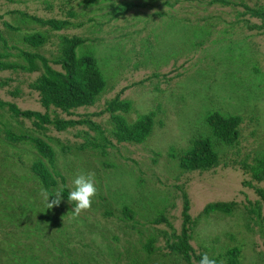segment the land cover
Listing matches in <instances>:
<instances>
[{"label":"rangeland","instance_id":"obj_1","mask_svg":"<svg viewBox=\"0 0 264 264\" xmlns=\"http://www.w3.org/2000/svg\"><path fill=\"white\" fill-rule=\"evenodd\" d=\"M130 1L139 5L117 16ZM229 1L264 7V0ZM15 9L73 24L52 30L10 13ZM244 11L215 0H0V34L11 45L52 60L60 54L62 36L88 38L77 53L95 55L107 81L96 104L77 108L72 116L41 104L31 84L42 70L1 71L0 99L52 117L90 118L112 142L106 151L82 149L103 142L88 125L39 129L0 106V264H186L169 247L172 228L155 221L163 214L180 232L182 191L191 201V243L197 253L230 264L228 251L238 247L237 264H264V199L257 190L264 189V181L254 180L243 167L264 152V32L249 26L263 20ZM33 32L45 34L47 42L40 47L25 42L24 35ZM125 86L121 99L130 108L118 113L129 122L154 114L153 130L141 143L118 142L111 113L101 112ZM215 110L243 117L239 142L229 146L214 138L220 165L184 170L171 153L188 149L193 137L211 136L207 115ZM8 130L51 143L54 165L32 142L8 138ZM40 158L66 177L70 190L78 175L95 174L98 191L90 211L76 216L75 205L62 196L61 182L54 188L61 193L60 204L47 209L40 195L45 188L31 169ZM213 201L237 205L230 213H204ZM256 201L261 217L250 211L259 209Z\"/></svg>","mask_w":264,"mask_h":264},{"label":"trees","instance_id":"obj_2","mask_svg":"<svg viewBox=\"0 0 264 264\" xmlns=\"http://www.w3.org/2000/svg\"><path fill=\"white\" fill-rule=\"evenodd\" d=\"M215 1L224 4L241 5L245 13H249L263 20V23L260 25H249L250 28L263 29L264 32V7H254L246 2L235 3L229 0ZM138 5V3L132 1L125 2L122 9L117 12V16L128 12ZM10 13L30 18L56 31L65 29L73 24L68 18H42L20 9L11 10ZM3 17L4 15L0 14V18ZM4 24L12 30H19V27L12 25L8 21H4ZM0 40L2 42V49L0 50V72L19 69L28 72L42 70L40 76L31 85L39 91L41 95V104L47 110L51 107H55L65 112L68 116H72L74 115L75 109L96 104L101 94L106 90L107 81L98 64L97 57L93 54L86 53L79 55L77 53V48L83 45L88 38L79 35L62 36L60 54L52 60L38 51L11 45L8 39L1 34ZM24 40L33 47H40L47 42L48 37L41 32H33L24 35ZM12 49L17 51H12ZM11 57H17L18 59L14 60L11 59ZM21 59L23 61H20ZM52 62L61 65V69L53 67ZM128 88V86L123 87L114 98L108 100L105 109L101 112L111 113L114 123L112 135L118 142L141 143L153 130L155 124L154 114H144L136 121L129 122L123 114L118 113V111L121 110L128 111L130 108V102L121 99V94ZM0 106H7L8 110L16 117L31 119L33 124L39 129H46L48 126L53 125L57 130H66L78 125H88L99 133L103 142L92 141L86 145H81L82 149L92 146L93 148L106 151L108 144L112 143L101 126L90 118L52 117L48 111L43 112L34 109H22L17 103L2 99H0ZM242 121L243 117L239 114H224L218 110L212 111L207 115V122L212 129V135L193 137L190 139V146L188 149L178 154L174 152L171 154L173 157L179 159L180 166L184 170H210L221 163L220 154L216 148L214 138L229 146L236 145L239 142L241 134L240 125ZM7 136L15 142H32L38 153L42 157L47 158L51 165H54L56 151L47 140L27 133L17 134L11 130L7 131ZM243 167L251 173L254 180L264 181V152L259 156H255L254 162L251 164L245 160L243 162ZM31 169L52 199L56 198L54 188L61 182L63 185L61 188L62 196L68 200L70 188L66 183V177L60 171L52 169L46 161L41 158L33 162ZM248 183V181H244V184ZM257 190L264 199V189L257 188ZM182 192L184 205L182 211L183 223L180 232L175 230L174 226L163 214L156 218L155 221L166 222L172 228V240L169 242V247L172 252L180 255L185 260L186 264H196V262L199 264L202 255L205 253H197L191 243L194 217H192L190 213V198L185 191ZM256 204L259 209L256 210L252 208L250 211L261 217L259 201H256ZM236 205V201H213L206 204L204 213L207 214L214 211L230 213ZM125 210L130 212L129 207H126ZM239 252L240 250L238 247H233L228 251L230 255V264L238 263Z\"/></svg>","mask_w":264,"mask_h":264},{"label":"clouds","instance_id":"obj_3","mask_svg":"<svg viewBox=\"0 0 264 264\" xmlns=\"http://www.w3.org/2000/svg\"><path fill=\"white\" fill-rule=\"evenodd\" d=\"M97 187L95 186V174L89 172L87 174L78 175L73 181V188L68 193V201L74 204L72 211L76 216L83 212L91 210L92 198L97 194ZM60 192H57L56 198L49 202L50 195L47 190L42 189L40 195L46 202L47 209L60 204ZM199 264H217L216 260L211 259L207 254H203Z\"/></svg>","mask_w":264,"mask_h":264}]
</instances>
